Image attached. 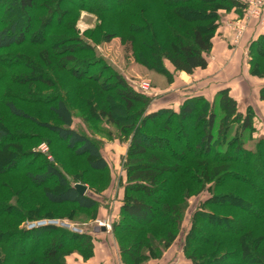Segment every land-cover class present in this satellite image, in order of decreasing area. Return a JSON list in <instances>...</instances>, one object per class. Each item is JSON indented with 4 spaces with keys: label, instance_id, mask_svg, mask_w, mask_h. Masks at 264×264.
<instances>
[{
    "label": "trees",
    "instance_id": "obj_1",
    "mask_svg": "<svg viewBox=\"0 0 264 264\" xmlns=\"http://www.w3.org/2000/svg\"><path fill=\"white\" fill-rule=\"evenodd\" d=\"M68 1L70 4H66ZM139 1L141 0H59L48 3L40 0H0V64L6 70L12 67L15 70L20 69L19 67L23 66L21 64L8 66L4 63L7 59L16 56L13 51L24 50L30 44L32 34L45 32L43 42L47 45L54 47L60 42L61 45H66L65 49L58 51L59 56L56 58L55 67L60 73L66 72L79 82L96 83L99 90L110 84L109 88L113 89L120 101L105 99L107 104L103 113L108 123L117 126L124 139L137 133L157 145V148H147L140 140L131 143L124 161L127 171L125 196L120 219L115 223L114 229L117 232L120 230L133 232L152 225L164 226L169 230L166 241L170 244L177 236L172 230L180 226L182 215L188 208L187 201L194 192L193 187L184 184L183 202L174 203L172 198L175 194L176 181L179 180L177 176L184 175L189 180L192 179V184L201 185V191L206 187V179L214 181L212 190L215 193L219 179L230 177L231 180L224 182L222 187L239 184L254 190L255 185L257 187L255 191L264 194V176L261 181L256 177L261 175L258 167L264 163V139L256 143L254 150L246 147L244 137L245 134L253 132V113L251 111L247 114L241 113L237 101L229 95L228 89L219 91L216 97L222 113L219 122L214 106L216 102L211 103L203 96L186 100L180 111L163 108L148 112L151 99L140 90L130 87L119 74L109 69L104 60L96 58V52L89 39L75 35L74 24L69 23V16L74 11L119 15L127 20L128 37L125 42L130 48H133L137 41L142 40L141 42L144 43L142 45L154 53L157 70L169 77L170 72L165 67V63L168 62L175 72L192 75L198 70H206L209 67L208 56L213 47L215 32L219 27V11L234 10L241 14V10L246 12V4L240 0H159L164 8L176 12L182 23L186 25L191 21L188 17L189 13L186 14L182 9L199 12L204 18L203 23L188 29H184L185 25L180 24L181 33L168 24L166 28L169 36L163 39L164 35L158 29L159 25L153 21H145L143 12L137 10ZM17 7L22 10L24 25H20L21 17L15 16ZM111 39L112 36H109L108 41ZM149 42H154V46L152 47ZM251 50L257 54L258 59L252 68V73L263 77L260 67L264 68V63H261L264 61V34L253 41ZM50 75L54 79L51 73ZM12 82L9 83L13 84ZM37 91L34 90L36 99L29 100H36L47 106L55 123L42 122L12 101L3 102L9 95L4 88L0 90L1 106L11 118L47 131L65 144L69 152L77 157L88 158L91 172L106 173L109 165L99 145L74 128L73 112L70 105L62 98L63 95L60 92L51 95ZM261 100L264 101V88L261 90ZM1 106L0 123L3 121ZM94 109L96 110L97 106ZM185 126L192 127L193 135L192 139L182 146L177 143V139L182 135ZM13 135L0 126V146L7 140L28 142L30 137L28 133H16L14 137ZM47 142L51 144L50 139H47ZM17 164L20 166L18 167ZM4 171L5 174L17 172L24 174L28 183L37 190L43 191L46 186L52 184L59 186V192L44 193L46 201L52 205L74 206L81 211H95L100 207V202L94 197L87 193L81 195L76 190V184L87 185L86 182L77 177L74 181L69 180L61 167L48 161L40 152L31 150L18 152ZM159 191L163 192L161 198L155 196ZM246 193L247 191H242L236 195L222 196L212 194L209 199L211 201L233 198L245 203V206L248 205L250 210H255L258 206L262 207V210L258 213L254 212L253 217L247 215L241 224L234 216H218L214 218V222L222 224V228L213 230L210 234L240 238L249 226L257 221L264 222V203L248 200L241 195ZM209 202L205 204L206 208L233 210L234 215L237 211H243V208L238 209L231 203L228 205L217 203L212 206L213 202ZM244 209L247 210L246 207ZM204 210L198 213V220L189 234L192 247L204 245L205 248V245L212 243L211 240L207 242L203 240L204 238L198 237L201 233V220L204 217L206 219L208 217V221L212 218L210 216L212 214H207ZM4 219L20 221L24 224L40 221L43 218H33L18 203H10L0 204V220ZM233 225L237 230L231 228ZM248 236L250 235L245 238ZM0 242L11 251L21 246V250L15 253L13 258L22 264H67V257L72 254H79L86 261L94 252L91 235H79L50 225L32 229L27 225L11 229L0 233ZM217 242L219 245L224 244L223 241ZM233 245L235 243H228L229 249H234ZM188 250L190 247L187 245ZM121 251L131 256L138 255L142 251V244L134 245V250L122 248ZM187 254L190 264H211L208 261L209 257L204 258L205 261L197 259L195 251L192 253L189 251ZM251 255L236 250L227 251L216 259L213 256L212 259L221 264H234L228 261L240 258V264H248L253 261ZM254 257L256 264H264V249L257 255L254 254ZM132 258L137 259V256ZM6 259L8 257H3L2 261Z\"/></svg>",
    "mask_w": 264,
    "mask_h": 264
},
{
    "label": "rangeland",
    "instance_id": "obj_2",
    "mask_svg": "<svg viewBox=\"0 0 264 264\" xmlns=\"http://www.w3.org/2000/svg\"><path fill=\"white\" fill-rule=\"evenodd\" d=\"M40 1L54 3L59 0ZM66 4H70V2L68 1ZM108 4L111 5V3ZM137 10L143 12L145 21H153L159 25L158 29L164 35L163 39L169 36L166 28L168 24L181 33L180 24L185 25V27L183 26L184 29H188L204 22V18L199 12L182 9L186 14L189 13L188 17L191 21L186 25L184 22L182 23L176 12L164 8L159 0H141L138 3ZM241 12L240 14L234 10L229 12L219 11V27L215 32L214 38L220 35L224 27H227L231 34V40H234L235 34L232 29L234 25L245 18L246 12L242 10ZM15 16L17 18L21 17L20 25L25 24L20 7L16 8ZM54 21L56 22V19ZM70 22L74 24L75 31L73 33L75 35L89 39L96 52V58L104 60L109 69L119 74L130 87L139 91L141 84L146 82L150 84V91L144 93L151 99L148 112L163 108L180 111L186 100L199 96H203L211 103H214L219 91L228 89L229 95L237 101L238 109L241 113L247 114L248 111L253 113V132L245 134L244 137L246 147L254 150L256 143L264 139V101L261 100L264 76L252 73V68L258 61L256 58L257 54L251 50L253 41L248 43L246 48L242 50L244 46L242 42L247 30L253 22H257L260 25L259 20L254 19L246 22L245 31L237 44L231 41V46H225V49L232 50V55L229 56L228 61L221 56L217 57L216 53L212 52V47L208 56L209 64L211 65L207 70H198L194 74L189 75L185 72H175L173 67L166 62L165 67L170 72L169 77L156 69L154 53L142 45L144 44L141 42L142 40L137 41L133 48L126 44L125 40L128 37L127 20L121 16L116 14H94L82 10L74 11L69 16ZM69 32L71 33V30ZM45 36V32L32 34L30 44L24 50L13 51L16 56L7 59L4 63L8 66L21 64L23 66L19 67L20 69L15 70L12 67L10 70H6L0 64V90L4 88L9 94L3 102L12 101L17 106L38 117L42 122L55 123L53 115L49 112L47 106L40 104V102L38 103L36 100H30L36 99L35 89L38 90L37 92L40 91L51 95L60 92L63 95L62 98L66 100L72 109L74 128L93 139L99 145L103 157L108 162L109 170L106 173L91 172L88 167V158L77 157L72 152H69L65 144L47 131L11 118L0 103L3 114V121L0 126L14 134L13 137L16 133H28L30 135L28 142H17L13 139L14 141L7 140L0 146V204L18 203L33 218H43L40 221L26 222L24 224L23 222L10 221L9 219L0 220V233L22 226L28 225L29 227L45 220L69 223L82 231V234L79 235L89 234L93 237L94 252L93 255L88 256V258H91L86 261L81 255L72 254L67 257V264H190L191 261L187 257L189 251L190 253L195 251L197 259L200 261H205L203 259L209 257V263L221 264L213 260V256L216 259L227 251L236 250L243 251V254L244 252L251 253L253 261L248 264H256L254 254L257 255L258 252L264 249L263 221H257L252 226H249L243 231L244 235L240 238L232 236L226 238L222 235L210 234L211 231L222 228V224L219 225L214 222V218L218 216H234L238 223L241 224V221L247 215L253 217L255 213L262 210L260 206H255V210H250L248 205L245 206V203L236 201L233 198L228 200H209L212 194L215 196L236 195L242 191H247L246 194L241 195L248 200L252 199L253 201L257 200L260 203H264V194L257 193L255 185L254 190L239 184L222 187L224 182L231 180L230 177L219 179L218 186L215 187L216 192L213 193L214 181H207L206 179V182L204 181L206 187L201 191V185L192 184V179L189 180L184 175L177 176L179 180L176 181L175 194L172 198L174 203L183 202L184 186L193 187L194 192L187 201L188 208L182 215L180 226H176L172 230L177 236L170 244L166 241V234L169 230L164 226L152 225L133 232H124L122 230L117 232L114 229L115 223L120 219L121 206L125 196L124 189L127 185V171L124 161L130 150L131 143L134 140H140L143 146L147 148H157V145L137 133L134 136L131 135L128 139H124L118 127L109 124L103 113L107 104L105 99L120 101L113 89L109 88L110 84L99 90L96 83L90 81L79 82L66 72L60 73L55 67L56 58L59 56L58 51L65 49L66 45H61L60 42V44L51 47L43 42ZM109 36H112L110 41H108ZM145 39L147 38H143V40ZM147 40L150 41L149 39ZM149 43L152 47L154 46V42ZM235 58L237 59L235 60ZM261 63H264V61H261ZM260 68L263 71V73L260 71L261 74H264V68ZM50 73L54 76V79ZM10 81H13V84L9 83ZM217 103L218 101L214 106L219 122L222 118V113ZM96 106L97 109L95 110L94 107ZM192 135V127L185 126L182 135L177 139V143L185 146L187 141L192 139ZM47 139L51 140V144L47 142ZM44 145L48 147L47 153L41 151V147ZM30 150L40 152L48 161L56 163L63 169L69 180L74 181V178L77 177L79 180L86 182L88 187L87 194L100 202L99 209L81 211L74 206L52 205L46 201L44 193L46 191L59 192L60 187L56 186V184L46 186L45 190L41 191L32 187L22 173L5 174L4 169L9 167L18 152ZM17 166L19 167L20 165L17 164ZM258 171L261 175L256 177L261 181L264 176V163L259 165ZM162 194L163 192L159 191L155 196L161 198ZM207 201H210L209 203L213 202L212 206L217 205V203L226 205L231 203L236 205L238 209L243 208V211H237L234 215L233 210H219L214 207L206 208L205 204ZM202 210L214 216L210 215L212 218L209 221L207 220L208 217L207 219L204 217L201 220V233L198 234V237L204 238L203 240L207 242L211 240L212 243L205 245V248L204 245L192 247L189 242V234L194 223L198 220V213ZM99 221H110L112 230L106 231L104 229L103 231V228L99 227ZM60 228L71 231L69 228ZM231 228L237 230L234 225ZM247 235L250 236L245 238ZM213 236L214 238H212ZM217 241L219 243L223 241L224 244L219 245ZM138 243L142 244V251L138 255H132L133 257L137 256V259L122 253V248L134 250V245ZM228 243H235L233 245L234 249H229ZM187 245L190 247L188 251ZM19 250H21V246L11 251L0 242V264H22L13 258L14 254ZM3 257H8V259L2 261ZM10 258L13 260H10ZM240 260V258L230 259L228 262L240 264Z\"/></svg>",
    "mask_w": 264,
    "mask_h": 264
},
{
    "label": "built area",
    "instance_id": "obj_3",
    "mask_svg": "<svg viewBox=\"0 0 264 264\" xmlns=\"http://www.w3.org/2000/svg\"><path fill=\"white\" fill-rule=\"evenodd\" d=\"M246 4V14L244 20L239 21L236 25L233 27V31L235 34L233 42L237 44V42L240 40L242 37V34L245 31L246 28V22H249L251 20H259L261 27L264 29V0H240ZM150 84L149 83H143L140 85V91L143 93H147L150 91ZM41 151L43 153L48 152V147L47 145H44L41 147ZM99 227L105 229L106 231L112 230V224L110 221H99L98 222ZM60 226L63 228H69L72 232L76 234H82V231L76 227H73L69 223L66 222H60L57 220H49V221H41L36 224H33L29 226V228H35L37 226Z\"/></svg>",
    "mask_w": 264,
    "mask_h": 264
},
{
    "label": "crops",
    "instance_id": "obj_4",
    "mask_svg": "<svg viewBox=\"0 0 264 264\" xmlns=\"http://www.w3.org/2000/svg\"><path fill=\"white\" fill-rule=\"evenodd\" d=\"M261 34H264V29L263 28L261 29L260 25L257 22L251 23V25H250L249 29L247 30V33L243 39L242 43L244 46H243L242 50L246 48L248 43L256 40L259 37V35H261ZM231 41H233V40H231V34L228 31L227 27H224L222 29L220 35L213 39V50H212V52H214V54L216 53L217 57L221 56L222 58H224V60L228 61L229 56L232 55V52H231L232 50L225 49V46H231L230 45L232 43ZM236 59L237 58H235V60ZM210 65L211 64H209V67H210Z\"/></svg>",
    "mask_w": 264,
    "mask_h": 264
},
{
    "label": "water",
    "instance_id": "obj_5",
    "mask_svg": "<svg viewBox=\"0 0 264 264\" xmlns=\"http://www.w3.org/2000/svg\"><path fill=\"white\" fill-rule=\"evenodd\" d=\"M75 188L81 195H85L88 191V187L86 185H83L80 183L76 184ZM103 231H104V229H103Z\"/></svg>",
    "mask_w": 264,
    "mask_h": 264
}]
</instances>
